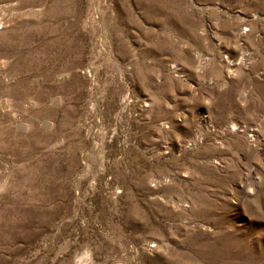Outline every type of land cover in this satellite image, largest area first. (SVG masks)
<instances>
[{
	"label": "rangeland",
	"instance_id": "obj_1",
	"mask_svg": "<svg viewBox=\"0 0 264 264\" xmlns=\"http://www.w3.org/2000/svg\"><path fill=\"white\" fill-rule=\"evenodd\" d=\"M0 264H264V0H0Z\"/></svg>",
	"mask_w": 264,
	"mask_h": 264
}]
</instances>
